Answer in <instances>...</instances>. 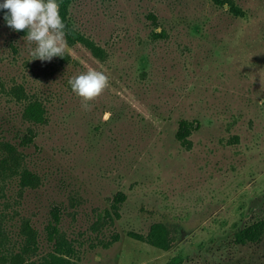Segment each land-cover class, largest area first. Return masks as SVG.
I'll return each mask as SVG.
<instances>
[{
  "label": "rangeland",
  "instance_id": "1",
  "mask_svg": "<svg viewBox=\"0 0 264 264\" xmlns=\"http://www.w3.org/2000/svg\"><path fill=\"white\" fill-rule=\"evenodd\" d=\"M232 1L243 15L216 0H72L71 24L103 53L63 34L50 60L0 9V264H18L26 223L37 254L48 250L53 205L78 264H264V236L236 241L264 222V0ZM101 65L110 87L85 111L71 78ZM32 101L45 121L25 117ZM182 120L194 126L186 147ZM159 222L180 232L169 252L129 236Z\"/></svg>",
  "mask_w": 264,
  "mask_h": 264
},
{
  "label": "trees",
  "instance_id": "2",
  "mask_svg": "<svg viewBox=\"0 0 264 264\" xmlns=\"http://www.w3.org/2000/svg\"><path fill=\"white\" fill-rule=\"evenodd\" d=\"M72 0H56L59 5L60 16L64 23L63 34L67 37L68 42L71 45L83 44L91 49L93 52L101 57L103 50L98 47L93 41L89 40L82 34H80L74 26L71 24L68 18L69 6ZM219 6L228 4L231 11L235 15H243L232 0H216ZM6 17L7 11L4 10ZM4 17V18H5ZM148 19L152 21L154 25L158 24V17L155 14H149ZM6 21V19H5ZM7 22V21H6ZM164 33H156L154 39L163 38ZM21 92V91H20ZM45 110L42 104L38 101H32L27 107L25 117L34 123H40L45 121ZM194 130L193 123L182 120L179 122L178 130L176 133V139L181 145L187 146L191 144L190 136ZM35 132L30 129L29 134L21 138L22 146H30L34 143ZM9 146V145H7ZM22 179L27 183H33L36 181V177L29 172L24 170L22 172ZM127 197L124 193H117L111 201V212L110 219L121 218V208L125 203ZM112 217V218H111ZM62 222V207L59 205H53L50 211V220L45 228L46 241L49 245L48 250L44 254H37L39 251V241L36 238V232L31 226L26 223L25 229L27 234V243L22 246V250L19 253L13 254V259L18 264H78L79 255L75 243L69 240L64 232L61 230ZM179 230L176 227L167 225L166 223H155L150 227L147 235L129 233V236L137 241L147 243L148 245L159 249L164 252H169L175 248L177 243V236ZM264 236V222L256 223L238 232L236 241L238 244L245 245L247 242L257 243L263 241ZM32 253V256H31ZM13 261V260H12ZM171 264H183V258H176Z\"/></svg>",
  "mask_w": 264,
  "mask_h": 264
},
{
  "label": "clouds",
  "instance_id": "3",
  "mask_svg": "<svg viewBox=\"0 0 264 264\" xmlns=\"http://www.w3.org/2000/svg\"><path fill=\"white\" fill-rule=\"evenodd\" d=\"M0 9L7 11L5 19L10 28L17 32L28 30L27 39L37 44L35 54L38 59L61 57L67 45L56 0H2ZM71 87L80 98L81 107L91 111L93 102L110 87L107 69L103 65L99 69L86 67V71L71 78ZM109 116L110 113L105 114L104 119Z\"/></svg>",
  "mask_w": 264,
  "mask_h": 264
},
{
  "label": "water",
  "instance_id": "4",
  "mask_svg": "<svg viewBox=\"0 0 264 264\" xmlns=\"http://www.w3.org/2000/svg\"><path fill=\"white\" fill-rule=\"evenodd\" d=\"M198 124H196V126H197Z\"/></svg>",
  "mask_w": 264,
  "mask_h": 264
}]
</instances>
